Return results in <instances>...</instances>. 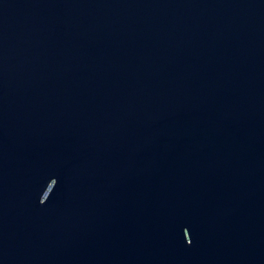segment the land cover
Here are the masks:
<instances>
[{"label": "water", "instance_id": "water-1", "mask_svg": "<svg viewBox=\"0 0 264 264\" xmlns=\"http://www.w3.org/2000/svg\"><path fill=\"white\" fill-rule=\"evenodd\" d=\"M0 264H264V0H0Z\"/></svg>", "mask_w": 264, "mask_h": 264}]
</instances>
